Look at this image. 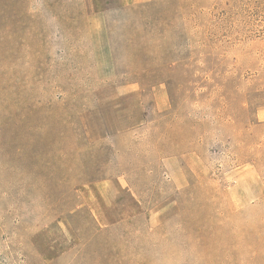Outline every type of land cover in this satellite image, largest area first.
I'll list each match as a JSON object with an SVG mask.
<instances>
[{"label":"rangeland","instance_id":"1","mask_svg":"<svg viewBox=\"0 0 264 264\" xmlns=\"http://www.w3.org/2000/svg\"><path fill=\"white\" fill-rule=\"evenodd\" d=\"M0 264H264V0H0Z\"/></svg>","mask_w":264,"mask_h":264}]
</instances>
